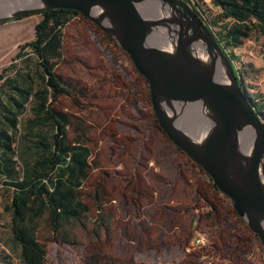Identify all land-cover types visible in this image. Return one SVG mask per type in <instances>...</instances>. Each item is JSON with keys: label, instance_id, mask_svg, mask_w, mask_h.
I'll use <instances>...</instances> for the list:
<instances>
[{"label": "rangeland", "instance_id": "rangeland-1", "mask_svg": "<svg viewBox=\"0 0 264 264\" xmlns=\"http://www.w3.org/2000/svg\"><path fill=\"white\" fill-rule=\"evenodd\" d=\"M189 1L212 22L218 12L212 0ZM22 4L23 0H9L10 6ZM40 19L38 12L15 19V24H0V72L13 62L20 63L15 57L19 46L34 39ZM113 41L87 17L72 19L64 29L57 73L85 87L86 96L79 101H61L92 150L89 177L78 190L90 211L86 227L76 223L71 242L52 240L45 221L41 222L39 237L47 250L44 264H84L88 248L99 251L108 264H264L262 242L234 213L233 200L211 187L205 172L188 164L156 127L150 85L129 54ZM235 52L240 56L236 66L245 88L264 97V38L253 35ZM74 134L70 130L71 138ZM150 172L159 179L149 176ZM137 174L147 176L152 187V197H145L139 212L121 193L125 184L139 183ZM201 186L225 213L214 219L215 233L198 225L194 206L204 202L195 187ZM8 196L0 186V264H25L11 242V214L4 209ZM165 204L187 205L189 211L162 213L159 209ZM99 213L108 221V230L96 223ZM197 236L205 238L203 247L195 245Z\"/></svg>", "mask_w": 264, "mask_h": 264}, {"label": "water", "instance_id": "water-1", "mask_svg": "<svg viewBox=\"0 0 264 264\" xmlns=\"http://www.w3.org/2000/svg\"><path fill=\"white\" fill-rule=\"evenodd\" d=\"M37 2L0 0V22L66 8L97 24L148 80L160 128L233 200L264 249V121L204 20L184 0Z\"/></svg>", "mask_w": 264, "mask_h": 264}, {"label": "trees", "instance_id": "trees-1", "mask_svg": "<svg viewBox=\"0 0 264 264\" xmlns=\"http://www.w3.org/2000/svg\"><path fill=\"white\" fill-rule=\"evenodd\" d=\"M212 4L218 12L211 23L194 9L215 33L242 81L236 66L240 56L235 51L253 35L264 38V0H212ZM39 13L34 39L21 44L15 55L20 63L13 62L0 72V186L9 192L4 209L11 214V242L25 264H44L47 259L39 237L42 221L52 240L71 242L76 223L86 227L84 220L90 211L78 190L89 177L92 150L83 131L74 128L72 116L61 101H79L86 96L85 87L57 73L63 57L64 29L72 19L85 16L66 8ZM242 86L264 121V97L250 94L243 81ZM70 130L75 133L73 138ZM211 205V222L204 226L215 233L214 219L225 213L221 205L214 201ZM96 221L109 229L103 214L99 213ZM219 237L225 243L220 233ZM213 246L220 250L216 243ZM83 259L84 264H108L95 249L88 248Z\"/></svg>", "mask_w": 264, "mask_h": 264}, {"label": "flooded vegetation", "instance_id": "flooded-vegetation-1", "mask_svg": "<svg viewBox=\"0 0 264 264\" xmlns=\"http://www.w3.org/2000/svg\"><path fill=\"white\" fill-rule=\"evenodd\" d=\"M184 1L186 3H188V5L192 9V11H194L195 13H197L195 11V9H194L195 5H192L189 0H184ZM154 116H155V113H154ZM155 124H156V127L160 131H162L165 134V136H167L168 140L179 150V152L182 155L185 156V158L187 159L186 162H188V164H191L194 167H199L201 170H203L205 172V174L208 176V178H209V180L211 182V187L212 186L214 187V184H213L214 181H213L212 177L200 165H198L197 163H195L183 150H181L178 146H176L169 139L168 135L160 128L156 116H155ZM145 167H147V165H145ZM149 176H152V177H155V178L159 179L158 175L157 174H154L153 172L152 173L150 172L149 173ZM135 177L139 180V183L134 182L135 184H133V186H132V183L129 186L125 184L121 188V193L126 197L127 203L128 204L129 203H132L133 205H135V207L137 208V212H139L138 210H139L140 206L143 204V200L145 199V197H152V192H151L152 187L150 185V182L147 180V176H144L142 174H140V175L137 174V176H135ZM140 182H142L143 185H140ZM187 182H188L189 185H191V186L193 185L192 184V180L188 179ZM202 187L203 186H201V187H195V191H197L200 194L201 199H202V201L205 204L204 203L201 204V205L198 204L199 206H194V207H195V211L196 212H199L198 213V219H197L198 220V225L199 224L200 225H205V224L208 225L211 222V219L208 216V212H210L212 210L211 203H213V196H211V194H210V192L208 190L205 191L204 188H202ZM179 204H181V202H179ZM181 208H183L186 211H189V206H187V205H185V206H181L180 205V207L178 208V207L172 206L170 204L163 205L162 208H160L159 210L163 213V212H165V210H167V211H173V210L177 211V210H180ZM255 236H257V235L255 234Z\"/></svg>", "mask_w": 264, "mask_h": 264}, {"label": "built area", "instance_id": "built-area-1", "mask_svg": "<svg viewBox=\"0 0 264 264\" xmlns=\"http://www.w3.org/2000/svg\"><path fill=\"white\" fill-rule=\"evenodd\" d=\"M194 243L196 246L198 247H203L205 245V238L202 237V236H197L195 239H194Z\"/></svg>", "mask_w": 264, "mask_h": 264}, {"label": "crops", "instance_id": "crops-1", "mask_svg": "<svg viewBox=\"0 0 264 264\" xmlns=\"http://www.w3.org/2000/svg\"><path fill=\"white\" fill-rule=\"evenodd\" d=\"M16 22H17L16 20H11V21L0 22V24H15Z\"/></svg>", "mask_w": 264, "mask_h": 264}, {"label": "bare ground", "instance_id": "bare-ground-1", "mask_svg": "<svg viewBox=\"0 0 264 264\" xmlns=\"http://www.w3.org/2000/svg\"><path fill=\"white\" fill-rule=\"evenodd\" d=\"M30 3H32V5H36L38 4L37 0H30ZM147 11H150V8L149 7H146L145 8Z\"/></svg>", "mask_w": 264, "mask_h": 264}]
</instances>
